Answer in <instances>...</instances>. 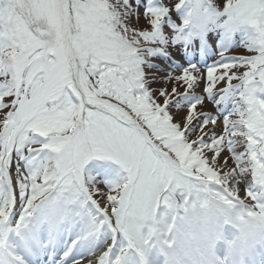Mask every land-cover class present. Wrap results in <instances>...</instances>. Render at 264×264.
<instances>
[{"label":"snow or ice","instance_id":"6c2138e0","mask_svg":"<svg viewBox=\"0 0 264 264\" xmlns=\"http://www.w3.org/2000/svg\"><path fill=\"white\" fill-rule=\"evenodd\" d=\"M45 255L264 264V0H0V264Z\"/></svg>","mask_w":264,"mask_h":264},{"label":"rangeland","instance_id":"374dc122","mask_svg":"<svg viewBox=\"0 0 264 264\" xmlns=\"http://www.w3.org/2000/svg\"><path fill=\"white\" fill-rule=\"evenodd\" d=\"M244 50L243 49H241V48H236V49H233L229 54H236V53H240V52H243ZM196 56V55H195ZM197 57V56H196ZM179 60H180V62H181V64H185L186 63V60L185 61H181L182 60V57H179L178 58ZM158 63H160V64H162L163 65V67L165 68V69H167L168 67H169V64H168V62H165L164 60H162V58L160 59V60H158L157 61ZM202 70V69H201ZM203 71V70H202ZM161 76H163V75H165V73L164 72H161V73H159ZM176 74H179V69H177L176 70ZM156 86H159V85H154V87H156ZM168 87H171V85H168ZM182 90V89H181ZM197 91L199 92L200 90L199 89H197ZM207 103V102H206ZM208 106V109L212 112L213 110L211 109V107H213V105H211L210 103L207 105ZM209 127H211V125H209ZM228 155V153L227 152H225V153H223V155H222V157H221V159H223V156H227ZM231 161H229V165L231 166Z\"/></svg>","mask_w":264,"mask_h":264}]
</instances>
